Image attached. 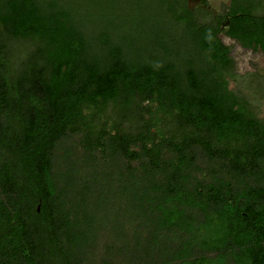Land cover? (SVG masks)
Listing matches in <instances>:
<instances>
[{
    "label": "trees",
    "instance_id": "16d2710c",
    "mask_svg": "<svg viewBox=\"0 0 264 264\" xmlns=\"http://www.w3.org/2000/svg\"><path fill=\"white\" fill-rule=\"evenodd\" d=\"M198 1L0 0V264H264V117L220 38L264 53V0Z\"/></svg>",
    "mask_w": 264,
    "mask_h": 264
},
{
    "label": "rangeland",
    "instance_id": "374dc122",
    "mask_svg": "<svg viewBox=\"0 0 264 264\" xmlns=\"http://www.w3.org/2000/svg\"><path fill=\"white\" fill-rule=\"evenodd\" d=\"M229 3V0H208L206 9L210 13H219ZM190 8L201 7L198 0H188ZM221 40L230 46V54L235 62V75L229 79L228 87L238 91L248 102L254 112L264 117V53L259 50L246 49L234 40L220 34ZM221 229V230H220ZM206 233L207 244H220L226 238L223 228ZM208 264V263H207ZM209 264H221L219 259Z\"/></svg>",
    "mask_w": 264,
    "mask_h": 264
},
{
    "label": "flooded vegetation",
    "instance_id": "af4514ba",
    "mask_svg": "<svg viewBox=\"0 0 264 264\" xmlns=\"http://www.w3.org/2000/svg\"><path fill=\"white\" fill-rule=\"evenodd\" d=\"M229 38V37H228ZM230 39V38H229Z\"/></svg>",
    "mask_w": 264,
    "mask_h": 264
}]
</instances>
